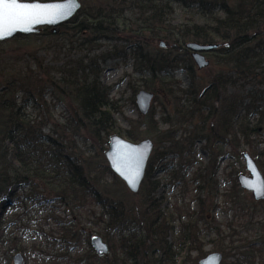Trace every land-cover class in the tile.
I'll return each mask as SVG.
<instances>
[{"label":"trees","instance_id":"trees-1","mask_svg":"<svg viewBox=\"0 0 264 264\" xmlns=\"http://www.w3.org/2000/svg\"><path fill=\"white\" fill-rule=\"evenodd\" d=\"M175 5L189 15L184 23L172 22ZM122 10H131L139 23V27L132 31L133 54L139 65L135 68L137 72H146L154 77L179 66L186 58L189 65L185 67L194 80V64L187 43L221 44L212 54L217 68L211 76L208 90L204 94L198 90L190 91L194 98L189 109L184 113L178 110L184 123L193 124L197 121L191 137L183 142L177 141L175 123L169 120L170 117L163 118L170 128L160 132L152 112L145 120L133 122L132 130L126 133L130 140L136 141L140 138V129L146 127L144 133L148 130L160 132L157 143L168 145L164 147L165 151L154 150L138 193L142 208L139 220L148 225V231L155 238H160L158 245L163 257L169 253V247L165 248L164 243H167V234L172 225L161 213V205L156 198L159 183L153 182L151 178L153 162L168 155L189 154L195 148L196 139L205 142L209 150L210 145L214 147L218 143L237 150L242 145V138L246 144H250V138L264 134V0H108L90 7L86 12L80 10L61 27L60 34L62 31L64 34L75 33L81 26V29L85 27L92 34L100 33V36L109 38L117 30L115 21L120 19ZM81 14L87 24L77 23ZM196 15H200L204 22L198 23L193 18ZM102 24L105 27H100ZM60 34L55 35L50 30L45 33L53 38ZM147 40L165 41L168 52L151 54L144 47L149 42ZM105 60L103 56L90 54L77 59L67 56L61 67L53 69L58 81H51V87L59 92L58 97L70 103L73 134L81 136L83 133L99 144L103 151L107 149L108 138L117 133L108 99L109 90L99 80V62ZM15 83L18 81H8L7 89L0 94V198L10 196L9 188L18 184L25 192H29L24 195L22 202L25 198L40 200L41 184L53 191L64 206H71V210L84 208L88 203L97 205L103 210V238L113 254V257H98L91 248L90 235L75 233L69 225L60 223L62 232L56 240L61 245L69 244V236L74 240L72 247L66 246L69 255L41 254L44 264H121L126 258L123 254L138 264L140 244L144 240L129 228L136 219L128 211L130 192H127L124 183L113 175L104 158L98 163H85L72 147L66 146L63 137L58 134L45 135L42 125L27 121L26 116L21 114V107L15 103L7 104L5 94L10 92ZM145 88L148 89V85ZM255 117L258 120L256 125L252 123ZM206 126L208 129L204 132ZM239 135L242 137L239 138ZM212 152L209 166L196 175L199 181H212L218 172L220 154L213 156ZM260 166L264 170V163H260ZM98 168L101 176H97ZM108 176H111V182H107ZM233 196L234 202L241 205L239 195ZM261 212L264 213V208ZM261 231H264V225ZM84 245L90 246L88 252L82 256L77 252L71 257L72 251L81 250ZM249 247L250 250L241 254L246 262L254 258L255 245L251 243ZM256 253L264 264V248L256 249ZM203 254L201 249L194 258L188 253L183 262L198 264Z\"/></svg>","mask_w":264,"mask_h":264},{"label":"rangeland","instance_id":"rangeland-1","mask_svg":"<svg viewBox=\"0 0 264 264\" xmlns=\"http://www.w3.org/2000/svg\"><path fill=\"white\" fill-rule=\"evenodd\" d=\"M107 1L81 0V10L86 12L90 7ZM121 13L120 19L115 21L117 30L113 31L109 38L100 36V33L92 34L90 30L84 29L85 27L81 29L80 26L79 31L68 34L62 31L57 38L42 34L26 37L18 35L0 42V94L7 89L8 81H18L12 84L10 92L5 94L7 104L15 103L21 107V114L26 116L27 121L42 125L45 135L58 134L63 137L66 146L72 147L85 163H98L102 158L105 159L107 149L101 150L99 144L83 133L81 136L73 134L74 121L70 103L66 99L61 100L57 89L51 87V81L59 79L53 69L61 67L67 56L77 59L79 56L90 54L106 59L99 62V80L102 86L109 90L110 109L117 126L115 134L134 143L150 138L155 143V151H165L164 147H168L167 144H158L156 141L160 132H166L170 128V124L163 120L165 117H170L169 120L175 123L177 141L183 142L192 136L197 121L193 124L184 123L178 110L184 113L189 109L194 98L189 92H204L217 68L212 52L206 54L210 61V66L206 69H198L192 60L194 80L185 67L189 65L186 58L179 66L154 77L146 72H137L135 68L139 65L136 55L133 54L132 31L139 27V23L131 10H122ZM185 13L175 5L172 22L184 23L189 18ZM193 18L198 23L204 22L200 15ZM77 23L87 24L83 14L79 16ZM100 27H105V24ZM160 42L149 41L144 47L153 55L160 52L166 54L167 45L162 48ZM145 85L149 88L146 89ZM141 89L154 94L150 112L154 114L160 132L148 130L144 133V127L140 129V138L132 141L127 137V131L132 130L133 122L138 119L145 120L148 116H142L136 104V95ZM256 122L257 117L253 118L252 123L256 125ZM207 129L208 126L204 132ZM240 137L242 136L239 135ZM249 141L250 144H246L242 138V145L237 150L221 143L215 144L214 147L210 145L209 150L205 142L196 139L195 148L189 154L168 155L153 162L151 178L153 182L159 183L156 198L159 199L161 213L172 225L167 234V243H164L165 248L169 247V253L163 257L162 249L158 245L160 238H155L153 233L148 231V225L139 220L142 211L141 197L132 194L124 184L127 192H130L128 211L136 219L129 228L144 240L140 244L138 264H184L188 253L194 258L199 255L200 249L204 253L202 258L211 252H221L224 255L222 264H263L262 258L256 253L257 246L254 247V258L251 262H246L241 255L250 250L251 243L264 237V231H261L264 225V213L261 209L264 205L257 203L253 194L244 191L238 183L240 174L249 175L242 157L246 152L257 162L264 175L260 166V163H264V134L258 138L252 137ZM211 151H214L213 156L220 154L217 161L218 172L212 181H199L196 175L209 166ZM10 161L8 158V162ZM99 170L98 168L97 171ZM97 176H101L100 171ZM106 180L111 182V176ZM39 190L42 199L25 198L22 202L24 195L29 192L15 184L9 188L10 196L0 198V264H13V256L17 251L24 255V264H44L43 258L40 257L44 253L66 257L68 249L60 247L61 243L56 240L62 232L60 223L69 225L75 233L83 232L90 236L97 234L103 237V210L99 206L88 203L84 208L71 210V206H64L56 199L53 191L46 189L44 185L40 184ZM235 194L239 195L241 205L234 202ZM67 240L69 244L65 246L72 247L74 240L71 236ZM115 245L118 249V244ZM237 247L239 249L235 250ZM89 248L90 246L84 245L81 256L88 252ZM77 252L72 251V256ZM118 255L121 256L119 251ZM110 257H113L111 252ZM123 257H126L125 262L121 264H137L131 261L128 255L123 254Z\"/></svg>","mask_w":264,"mask_h":264},{"label":"water","instance_id":"water-1","mask_svg":"<svg viewBox=\"0 0 264 264\" xmlns=\"http://www.w3.org/2000/svg\"><path fill=\"white\" fill-rule=\"evenodd\" d=\"M25 3L40 4L50 9L47 19L53 22H41L32 27V31H16L11 36L0 40L4 42L15 38L18 35H37L40 34L45 27H52L54 32H57L59 27L70 21L81 9L80 0H54V1H24ZM75 2V7H73ZM61 6L64 7V12L70 10V14L66 18H60L64 12L57 11ZM162 48L166 44L162 41L160 43ZM187 49L191 52V57L194 64L198 69H206L210 66V61L207 59L206 54L215 52L221 47L219 43L202 44L198 42H189L186 45ZM154 94L145 89H141L136 95V104L142 116L148 115L151 109ZM108 148L105 151L104 157L107 161L108 167L114 176L118 177L127 189L134 195H138L141 185L145 179L147 167L150 158L155 149V143L150 138L142 139L138 143L131 142L119 134H113L108 138ZM246 169L249 175L240 174L238 176V183L240 188L253 194L256 201L264 200V175L259 169L253 157L248 153L242 155ZM139 171V175L133 183H130L133 175ZM90 243L96 254L100 257H108L110 255V247L105 239L100 235L91 236ZM224 256L220 252H211L199 261V264H222ZM14 264H24L25 258L22 253H17L13 257Z\"/></svg>","mask_w":264,"mask_h":264},{"label":"snow or ice","instance_id":"snow-or-ice-1","mask_svg":"<svg viewBox=\"0 0 264 264\" xmlns=\"http://www.w3.org/2000/svg\"><path fill=\"white\" fill-rule=\"evenodd\" d=\"M75 7V2H73ZM64 7L61 6L57 11L64 12ZM50 9L40 4H31L22 2V0H0V40L11 36L16 31H32L34 25L41 22H53L47 19ZM70 14V10L64 12L60 18H66ZM139 175L137 171L130 180V183L135 182Z\"/></svg>","mask_w":264,"mask_h":264},{"label":"flooded vegetation","instance_id":"flooded-vegetation-1","mask_svg":"<svg viewBox=\"0 0 264 264\" xmlns=\"http://www.w3.org/2000/svg\"><path fill=\"white\" fill-rule=\"evenodd\" d=\"M46 2H47V1H46ZM80 2H81V0H80ZM81 8H82V2H81ZM80 10H81V9H80ZM80 10H79V11H80ZM79 11H78V12H79ZM77 14H78V13H77ZM77 14H76V15H77ZM76 15H75V16H76ZM75 16H74V17H75ZM74 17H73V18H74ZM73 18H72V19H73ZM72 19H71V20H72ZM71 20H70V21H71ZM68 22H69V21H68ZM68 22H67V23H68ZM65 24H66V23H65ZM63 25H64V24H63ZM63 25H61V26L59 27V29H58L57 32H54L52 27H45V28L42 29L40 35H41V34H42V35H45V33H47L48 30H50V31H51L53 34H55V35L60 34V29H61V27H62ZM190 53H191V52H190ZM191 58H192V57H191ZM207 90H208V88L203 92V94L206 93ZM149 113H150V112H149ZM149 113H148V114H149ZM146 116H147V115H146ZM255 162H256V161H255ZM256 163H257V162H256ZM257 165H258V164H257ZM258 167H259V166H258ZM259 169H260V168H259ZM246 170H247V169H246ZM247 172H248V171H247ZM248 173H249V172H248ZM245 175H246V174H245ZM244 191H245V190H244ZM255 201H256V200H255ZM256 202L259 203L260 205H264V200H263V201H256ZM262 202H263V204H262ZM263 208H264V206L262 207V209H263ZM262 213H263V212H262ZM90 239H91V238H90ZM263 240H264V237H263V238L261 237L258 241H256V242L253 243V244H254L255 246H257V248H260V247L264 248V243H262ZM90 245H91V243H90ZM108 245H109V244H108ZM60 247H62V248L64 247V249H67L65 245H61ZM91 248H92V246H91ZM92 249H93V248H92ZM72 250H73V249H72ZM93 250H94V249H93ZM16 251H17V250H16ZM81 251H82V248H81V250H78L79 254L81 253ZM74 252H76V250H74ZM110 252H111V249H110ZM17 253H21V252H20V251H17ZM17 253H15V255H16ZM71 253H72V252H71ZM94 253L96 254L95 251H94ZM220 253H221V252H220ZM15 255H14V256H15ZM68 255H69V252L67 251V255H66V257H68ZM82 255H83V254H82ZM96 255H97V254H96ZM14 256H13V257H14ZM80 256H81V254H80ZM97 256H98V255H97ZM223 256H224V255H223ZM71 257H74V256L71 255ZM98 257H100V256H98ZM108 257H110V255H109ZM24 258H25V257H24ZM101 258H102V257H101ZM203 258H204V257H203ZM74 259H75V258H74ZM201 259H202V258H201ZM201 259H200V260H201ZM200 260H199V261H200ZM223 261H224V260H223ZM72 262L74 263V261H72ZM24 263H25V262H24ZM222 263H223V262H222ZM13 264H14V262H13ZM198 264H199V263H198Z\"/></svg>","mask_w":264,"mask_h":264},{"label":"bare ground","instance_id":"bare-ground-1","mask_svg":"<svg viewBox=\"0 0 264 264\" xmlns=\"http://www.w3.org/2000/svg\"><path fill=\"white\" fill-rule=\"evenodd\" d=\"M161 42H162V41H161ZM161 42H160V43H161ZM164 43H165V42H164Z\"/></svg>","mask_w":264,"mask_h":264}]
</instances>
